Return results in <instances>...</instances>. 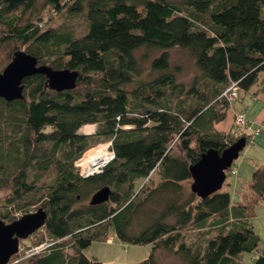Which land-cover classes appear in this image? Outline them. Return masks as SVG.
I'll use <instances>...</instances> for the list:
<instances>
[{"label":"trees","instance_id":"16d2710c","mask_svg":"<svg viewBox=\"0 0 264 264\" xmlns=\"http://www.w3.org/2000/svg\"><path fill=\"white\" fill-rule=\"evenodd\" d=\"M38 2L0 0V50L13 44L12 57L23 47L40 63L79 76L75 88L58 90L36 73L24 78L23 98L0 97V190L10 188L6 202L14 207L0 216L12 221L42 202L51 239L18 264H105L83 250L110 236L152 244L134 264H160L159 249L188 264H243L244 252L253 253L250 264H264L251 222L264 195V165L252 172L254 198L237 205L222 188L198 196L189 169L208 149L234 142L213 127L231 107L221 96L231 82L240 97L255 86L264 91V0H48L69 19L50 27ZM78 16L83 32L72 23ZM175 47L195 60L190 84L172 63ZM87 124L97 130L81 132ZM99 137L111 141L115 157L81 176L75 161ZM155 171L160 181L137 189ZM104 186L109 199L91 203ZM186 228L203 233L188 242Z\"/></svg>","mask_w":264,"mask_h":264},{"label":"rangeland","instance_id":"374dc122","mask_svg":"<svg viewBox=\"0 0 264 264\" xmlns=\"http://www.w3.org/2000/svg\"><path fill=\"white\" fill-rule=\"evenodd\" d=\"M176 3H180L183 0H170ZM38 7L41 10V16L43 17V20L46 22V26H55L59 25L63 22H68L67 20L62 17V14L54 10L53 6L48 3V0H39ZM71 21V20H70ZM72 23L76 25L78 32H83L85 29V20L83 17H77L73 18ZM13 48V44H4L1 47L0 50V71L3 70V68L10 62L11 56L10 51ZM19 49L24 50L23 47H19ZM170 57L172 60V63L178 65L181 67V73L179 74L180 80H183L185 83L190 84L192 79L197 73V68L195 64L194 58L190 55L188 51L185 49H181L178 47L169 49ZM13 56V55H12ZM47 64V63H46ZM262 76H264V72L261 73ZM247 97H251V92H248L245 94ZM264 102V101H263ZM258 110V109H257ZM230 113V112H229ZM231 114V113H230ZM95 126V130H97V126ZM84 126L81 128V132H83ZM235 126L232 127L230 132V138L232 137L235 140H237L240 137H236L231 134ZM93 129L86 128L84 129V132L88 134L91 133ZM228 132V133H229ZM94 133V132H93ZM241 134V133H240ZM99 140L96 143H93V147L90 148L91 153L93 151L98 150V148L101 145H108L111 147V141L107 140L106 138H98ZM258 136L254 137L252 141H249L246 148L241 151V155L239 158H237L231 168L227 171V180L223 183L222 190H226L228 184L232 182V189L231 193L234 196H238L239 191L235 193L234 189V181L235 177L237 176L235 173L239 169L242 172V177L247 178L249 170L247 167H245V164L243 166H240L241 161H243L244 155L245 157H251L252 159L260 160L264 164V150H261V147L257 146ZM179 145H180V139L178 136H175L173 139V142L171 146H173V152L178 153L179 152ZM192 146H196V141L194 140L192 142ZM264 146V145H263ZM255 149V150H254ZM233 170H235V173H233ZM246 170V172L244 171ZM160 175L157 171L150 174L149 177L146 179H141L137 184V189L143 184V183H156L160 181ZM192 181H190L191 183ZM243 182V180L241 181ZM188 185H190L188 183ZM10 195V188H5L0 190V212H5L6 209H9L14 212L13 205L7 204V199ZM245 196L249 198H254V194L250 191V189H247V192H245ZM6 204L8 206H6ZM40 207H42V202L37 203L34 206H31L28 212H24L23 210H18L17 212V218H20L22 216L21 212L24 214L35 212ZM43 208V207H42ZM17 210V209H15ZM21 211V212H20ZM16 218V219H17ZM0 219L4 220L6 223L11 222L8 218H3L0 216ZM13 221V220H12ZM251 222L254 226L255 232L260 236L261 243H264V195L263 199H258L254 202L253 206V217L251 218ZM184 232L186 234V240L188 242H192L194 240L198 239V236H200L203 233V230L200 231L198 228H186L184 229ZM42 239V241H40ZM51 239H49L48 236H46L44 232V225L37 230L35 233L30 235L27 239H21L20 240V252L18 254H14L11 256L9 262L7 264H18L23 262L27 257L31 256L33 253L39 252L42 250L41 248L46 247L50 243ZM39 247V248H38ZM152 244H128L120 241L119 239H116L115 236H110L108 241H94L88 248L84 249V254L90 258L96 257L100 261L104 262L105 264H134L138 263L145 258H147L151 251H152ZM39 249L38 251H36ZM36 251V252H34ZM68 252H72L71 248H67ZM33 252V253H32ZM159 260L160 264H188L187 261H185L180 255L175 254L171 251L165 250V249H159ZM252 255L253 253L250 252H244L242 263L243 264H250L252 261Z\"/></svg>","mask_w":264,"mask_h":264},{"label":"water","instance_id":"95a60500","mask_svg":"<svg viewBox=\"0 0 264 264\" xmlns=\"http://www.w3.org/2000/svg\"><path fill=\"white\" fill-rule=\"evenodd\" d=\"M36 73L46 74L49 85L58 90L75 88L79 76L77 70L53 68L40 63L35 55L20 49L14 52L10 62L0 71V97L7 100L23 98L24 78ZM246 145L247 138L242 136L221 152L210 148L202 153L199 160L189 167L191 190L202 198L220 190L227 178V171ZM110 192L109 186H104L92 195L90 202H104L109 199ZM47 216V211L40 207L9 223L0 219V264H7L11 256L19 252L20 240L39 230Z\"/></svg>","mask_w":264,"mask_h":264},{"label":"crops","instance_id":"0c3cea01","mask_svg":"<svg viewBox=\"0 0 264 264\" xmlns=\"http://www.w3.org/2000/svg\"><path fill=\"white\" fill-rule=\"evenodd\" d=\"M250 92H251V97H247L246 95H244V96H241L235 102H233L232 106L229 108V110H227L225 118L220 121L214 122L213 127L217 131L228 133L234 126L235 112H238L240 110H246L247 118L250 121L254 122V126L256 124L262 125V131L258 135V140H257L258 145L257 146L258 147L260 146L261 150H264V146H263L264 145V102H263L264 101V91L259 90V88L255 86L251 89ZM245 156L246 155L242 157L243 161H241L239 167L241 168V166L245 164V167H247V169L249 170L248 172L249 174L247 178H244L242 177V172L240 169L236 171L235 174L237 176L235 177L233 186L235 189V193L239 191L238 196H234L233 198V195L231 193L232 182L228 184L226 188V190L229 191L231 195V204L233 205H237L238 203H242L244 201L245 192H247V189L249 188V184L251 182L252 172L256 168L264 165L263 162H261L260 160L252 159L251 157H245ZM244 171L246 172V170ZM242 180L243 182H241Z\"/></svg>","mask_w":264,"mask_h":264},{"label":"built area","instance_id":"2783aa9c","mask_svg":"<svg viewBox=\"0 0 264 264\" xmlns=\"http://www.w3.org/2000/svg\"><path fill=\"white\" fill-rule=\"evenodd\" d=\"M221 96L229 102L230 106H232L233 102L238 100V98L240 97V89L237 85V82H231V84L223 91ZM90 126H93V124L85 125L83 128V133H85L84 129L90 128ZM234 126L235 128L233 129L231 134L236 137L245 136L248 141H252L253 138L258 136L262 131L261 124H256L254 126V122L250 121L247 118L246 110H240L238 112H235ZM94 130L95 126H93V131H91V133L95 132ZM88 133L89 132H87L86 134ZM114 157V150L112 148L110 149V146L101 145L98 150L93 151L92 153L90 149L84 152L83 155L75 161V165L78 168L79 174L81 176L86 177L101 172L105 165H107L111 160H113ZM233 173H235V170H233ZM38 250L39 249H37L36 251Z\"/></svg>","mask_w":264,"mask_h":264},{"label":"bare ground","instance_id":"6f19581e","mask_svg":"<svg viewBox=\"0 0 264 264\" xmlns=\"http://www.w3.org/2000/svg\"><path fill=\"white\" fill-rule=\"evenodd\" d=\"M90 129H93V126H90ZM97 155H98V154H97ZM99 155H100V154H99ZM100 158H103V157H100ZM24 239H27V238H24ZM22 240H23V239H22ZM19 252H20V250H19ZM19 252H18V253H19ZM34 252H35V251H34ZM18 253H17V254H18ZM32 253H33V252H32Z\"/></svg>","mask_w":264,"mask_h":264}]
</instances>
